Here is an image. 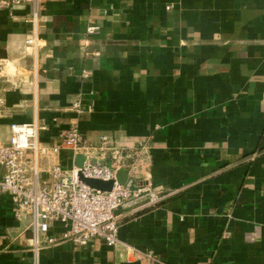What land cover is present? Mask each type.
<instances>
[{
    "label": "crops",
    "instance_id": "obj_1",
    "mask_svg": "<svg viewBox=\"0 0 264 264\" xmlns=\"http://www.w3.org/2000/svg\"><path fill=\"white\" fill-rule=\"evenodd\" d=\"M27 13L0 9L11 72L0 144L12 123L35 122L46 147L71 127L89 145L105 136L163 200L121 210L114 248L35 252L30 219L16 220L0 194V264H264V0H45L35 79L22 54ZM83 159L63 149L42 168ZM64 230L52 223L48 234Z\"/></svg>",
    "mask_w": 264,
    "mask_h": 264
},
{
    "label": "built area",
    "instance_id": "obj_2",
    "mask_svg": "<svg viewBox=\"0 0 264 264\" xmlns=\"http://www.w3.org/2000/svg\"><path fill=\"white\" fill-rule=\"evenodd\" d=\"M45 0H0V9L28 7L24 23L28 33L22 46L24 58L32 64L31 76L35 79L40 68V51L44 47L40 38L41 9ZM98 27L86 28L87 36H94ZM89 41L84 42L88 46ZM0 46V118L5 112V94L11 77L7 61L1 55ZM96 55L98 53H95ZM87 75L84 74V77ZM10 136L6 144H0V166L4 173L0 180V194L8 196L13 215L20 221L28 217L33 232L34 251L41 245H56L67 242L74 247H85L93 240H101L109 247L118 245L119 212L125 209L157 206L163 197L149 184L133 181L127 172V181L120 185L116 175L125 169L118 147L103 136L96 145H89L76 127L61 132L60 144L46 147L39 141L42 130L35 122L10 124ZM82 153L84 159L79 167L63 168L52 163L43 170V162L57 157L61 150ZM93 151L112 152V163H93ZM85 178L114 181L111 192L89 188L78 179ZM46 174L47 178H42ZM52 223H59L65 230L59 236H49Z\"/></svg>",
    "mask_w": 264,
    "mask_h": 264
},
{
    "label": "water",
    "instance_id": "obj_3",
    "mask_svg": "<svg viewBox=\"0 0 264 264\" xmlns=\"http://www.w3.org/2000/svg\"><path fill=\"white\" fill-rule=\"evenodd\" d=\"M117 181L120 185H124L127 181V173L124 169H120L116 175ZM78 179L80 182L84 183L91 189L100 192H111L114 187V181H102L98 179H90L83 177L80 173L78 174Z\"/></svg>",
    "mask_w": 264,
    "mask_h": 264
}]
</instances>
